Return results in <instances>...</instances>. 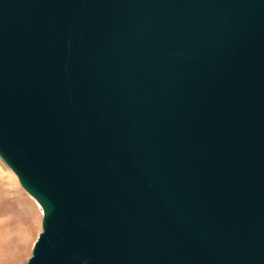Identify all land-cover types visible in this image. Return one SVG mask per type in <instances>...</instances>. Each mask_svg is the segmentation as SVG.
Masks as SVG:
<instances>
[{"label":"water","instance_id":"water-1","mask_svg":"<svg viewBox=\"0 0 264 264\" xmlns=\"http://www.w3.org/2000/svg\"><path fill=\"white\" fill-rule=\"evenodd\" d=\"M0 157L23 264H264V0H0Z\"/></svg>","mask_w":264,"mask_h":264},{"label":"rangeland","instance_id":"rangeland-1","mask_svg":"<svg viewBox=\"0 0 264 264\" xmlns=\"http://www.w3.org/2000/svg\"><path fill=\"white\" fill-rule=\"evenodd\" d=\"M42 208L0 157V264H23L41 231Z\"/></svg>","mask_w":264,"mask_h":264}]
</instances>
